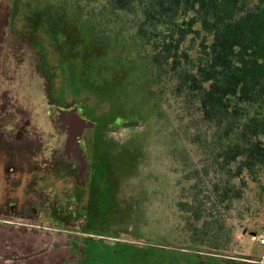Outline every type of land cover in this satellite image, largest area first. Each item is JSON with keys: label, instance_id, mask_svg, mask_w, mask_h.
Wrapping results in <instances>:
<instances>
[{"label": "rangeland", "instance_id": "374dc122", "mask_svg": "<svg viewBox=\"0 0 264 264\" xmlns=\"http://www.w3.org/2000/svg\"><path fill=\"white\" fill-rule=\"evenodd\" d=\"M144 2L0 0V264H264V169L214 159L173 70L207 36Z\"/></svg>", "mask_w": 264, "mask_h": 264}, {"label": "trees", "instance_id": "16d2710c", "mask_svg": "<svg viewBox=\"0 0 264 264\" xmlns=\"http://www.w3.org/2000/svg\"><path fill=\"white\" fill-rule=\"evenodd\" d=\"M115 1L125 8L140 0ZM144 4L146 19L170 26L179 43L191 33L207 36L197 64L184 67L175 60L173 70L181 85L196 95L203 120L215 128L214 148L219 154L214 153V159L230 163L241 157L242 167L252 175L258 168L264 169V114L246 112L249 106L264 104V0L254 4L250 0H146ZM182 14L189 17L186 27L175 24ZM197 24L200 29L194 28ZM190 140L203 142L195 136ZM219 186L215 182V195ZM223 188L220 202L232 198L233 190ZM179 207L197 221L202 219L198 195L192 202H180Z\"/></svg>", "mask_w": 264, "mask_h": 264}]
</instances>
